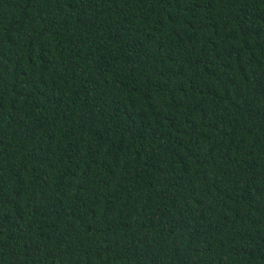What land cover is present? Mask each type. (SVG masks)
<instances>
[{"label": "trees", "instance_id": "16d2710c", "mask_svg": "<svg viewBox=\"0 0 264 264\" xmlns=\"http://www.w3.org/2000/svg\"><path fill=\"white\" fill-rule=\"evenodd\" d=\"M0 264H264V0H0Z\"/></svg>", "mask_w": 264, "mask_h": 264}]
</instances>
